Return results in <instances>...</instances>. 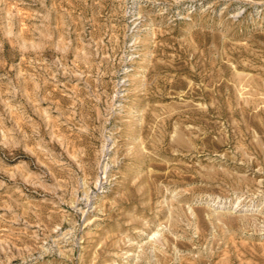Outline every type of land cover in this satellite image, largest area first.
I'll return each mask as SVG.
<instances>
[{
	"label": "rangeland",
	"instance_id": "rangeland-1",
	"mask_svg": "<svg viewBox=\"0 0 264 264\" xmlns=\"http://www.w3.org/2000/svg\"><path fill=\"white\" fill-rule=\"evenodd\" d=\"M0 264H264V0H0Z\"/></svg>",
	"mask_w": 264,
	"mask_h": 264
}]
</instances>
